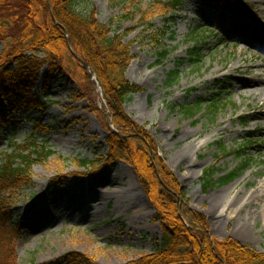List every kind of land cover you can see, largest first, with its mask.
I'll return each instance as SVG.
<instances>
[{
    "label": "rangeland",
    "instance_id": "obj_1",
    "mask_svg": "<svg viewBox=\"0 0 264 264\" xmlns=\"http://www.w3.org/2000/svg\"><path fill=\"white\" fill-rule=\"evenodd\" d=\"M246 1L249 11L234 15L222 12L214 0H180L172 16L159 13L153 19L144 16L157 0H93L80 8L94 10L101 24L127 36L133 60L126 78L143 91L130 97L124 111L152 135L190 207L206 215L213 238H232L264 252V97L239 93L241 84L235 80L248 78V67L264 71V52L245 43L264 44V0ZM198 29L208 39L195 40ZM194 43L202 56L196 66L191 63ZM165 49L170 55L161 61ZM231 68L239 70L224 77ZM96 87L92 80L80 87L59 77L43 98L46 112L0 121V166L15 145L30 146L35 136L55 153L34 165L33 184L15 199L19 264H59L71 252L98 264H127L160 245V224L154 222V207L134 169L125 162L106 165L107 132L98 112L107 123L109 113ZM37 92H43V77ZM190 107L194 116L185 113ZM38 121L50 131L38 130ZM184 131L190 136L182 138ZM194 135L197 149L189 161L174 163ZM248 139L257 146L240 153ZM76 160L97 165L83 169ZM242 161L248 167L239 178L204 190L205 171L214 167L221 178Z\"/></svg>",
    "mask_w": 264,
    "mask_h": 264
},
{
    "label": "trees",
    "instance_id": "obj_2",
    "mask_svg": "<svg viewBox=\"0 0 264 264\" xmlns=\"http://www.w3.org/2000/svg\"><path fill=\"white\" fill-rule=\"evenodd\" d=\"M92 1L0 0V44L3 46L0 51V121L4 122L14 114L46 112L48 108L43 98L59 77H68L83 87L91 81V73L96 75L114 127L112 129L107 123L106 115L97 111L107 132L106 165L125 162L134 169L154 207V222L161 227L157 250L127 264H264V252L232 238L220 241L213 238L206 215L190 207L184 188L159 155L152 135L125 113L123 107L130 97L143 91L126 78L133 60L130 44L125 43L126 35L101 24L94 10H81L82 3ZM214 1L222 12L241 15L248 10L246 0ZM180 5V0H157L151 14L144 18L150 16L153 19L159 13L172 16ZM161 35L164 36V32ZM199 38L208 39V36L198 29L194 39ZM195 46L196 43L191 60L194 66L202 59ZM169 55V50H163L161 61ZM42 77L43 92L38 93ZM201 109L202 106L198 110ZM185 113L187 116L196 114L192 107ZM37 125V129L44 133L50 131L39 121ZM38 138L33 137L30 146L15 145L13 154L5 156L0 166V264H19L16 240L21 228L12 223L15 199L24 188L33 184L34 165L55 155L47 143L39 145ZM255 145L257 142L248 139L240 153H246ZM75 162L83 169L97 165L88 160ZM246 167L248 162L221 178H216L214 167L208 169L203 176L204 190L232 183ZM59 264L98 263L86 254L71 252Z\"/></svg>",
    "mask_w": 264,
    "mask_h": 264
},
{
    "label": "bare ground",
    "instance_id": "obj_3",
    "mask_svg": "<svg viewBox=\"0 0 264 264\" xmlns=\"http://www.w3.org/2000/svg\"><path fill=\"white\" fill-rule=\"evenodd\" d=\"M241 41V40H238ZM245 43L247 45H251L254 48L261 50L264 52V44L259 43L258 41L255 40H246ZM256 67L255 69L248 67L245 69L244 73L248 76V78H241V79H235L238 81L239 84H241L240 91L239 93L244 94L246 93L247 95H254V96H262L264 97V71H257ZM239 68H231L227 73L224 74V77H230L231 72L237 71ZM249 79V80H248ZM190 136L186 131L183 132L182 138ZM197 135H194L192 137V141L189 142L184 148L180 149L174 159V163L180 162V163H187L190 158V154L192 153L193 150H196L197 147L195 146L197 139ZM207 141L204 142L206 144ZM174 163H169V165L172 167ZM194 167H190V169H193ZM139 188V185H138ZM136 189V188H135ZM142 195L144 196V193L141 191ZM145 198V196H144ZM146 199V198H145ZM217 202L219 199L216 200ZM216 204V203H215ZM212 211L207 213V215L210 217L212 215Z\"/></svg>",
    "mask_w": 264,
    "mask_h": 264
},
{
    "label": "water",
    "instance_id": "obj_4",
    "mask_svg": "<svg viewBox=\"0 0 264 264\" xmlns=\"http://www.w3.org/2000/svg\"><path fill=\"white\" fill-rule=\"evenodd\" d=\"M81 62H82L83 65L85 66L86 70L89 71V70H90V67H89L85 62H83L82 60H81ZM91 77H92V80L95 81V82L97 83L99 89L102 91V86H101L99 80L97 79V77H96L95 75H92ZM109 120H110V118H108V121H109ZM111 127L113 128V126H111ZM151 156H153V152H152V151H151Z\"/></svg>",
    "mask_w": 264,
    "mask_h": 264
}]
</instances>
